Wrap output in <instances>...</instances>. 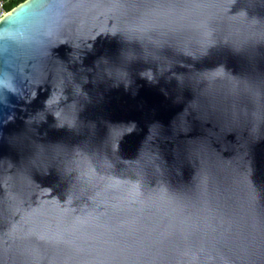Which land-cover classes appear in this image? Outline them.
I'll use <instances>...</instances> for the list:
<instances>
[{
	"label": "water",
	"instance_id": "obj_1",
	"mask_svg": "<svg viewBox=\"0 0 264 264\" xmlns=\"http://www.w3.org/2000/svg\"><path fill=\"white\" fill-rule=\"evenodd\" d=\"M0 264H264V0L10 10Z\"/></svg>",
	"mask_w": 264,
	"mask_h": 264
},
{
	"label": "clouds",
	"instance_id": "obj_2",
	"mask_svg": "<svg viewBox=\"0 0 264 264\" xmlns=\"http://www.w3.org/2000/svg\"><path fill=\"white\" fill-rule=\"evenodd\" d=\"M26 1V0H24ZM24 1L14 5L11 9H7V7L5 6V3L7 2V0H4V10L0 13V20L13 8H15L16 6H18L19 4L23 3Z\"/></svg>",
	"mask_w": 264,
	"mask_h": 264
},
{
	"label": "trees",
	"instance_id": "obj_3",
	"mask_svg": "<svg viewBox=\"0 0 264 264\" xmlns=\"http://www.w3.org/2000/svg\"><path fill=\"white\" fill-rule=\"evenodd\" d=\"M24 0H7V2L5 3V6L7 7V9H11L14 5L22 2Z\"/></svg>",
	"mask_w": 264,
	"mask_h": 264
},
{
	"label": "built area",
	"instance_id": "obj_4",
	"mask_svg": "<svg viewBox=\"0 0 264 264\" xmlns=\"http://www.w3.org/2000/svg\"><path fill=\"white\" fill-rule=\"evenodd\" d=\"M4 10V0H0V13Z\"/></svg>",
	"mask_w": 264,
	"mask_h": 264
}]
</instances>
